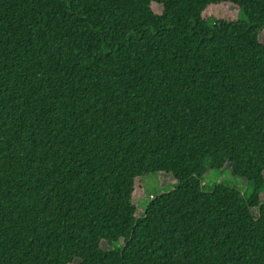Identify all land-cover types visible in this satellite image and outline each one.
I'll list each match as a JSON object with an SVG mask.
<instances>
[{"label": "trees", "instance_id": "obj_1", "mask_svg": "<svg viewBox=\"0 0 264 264\" xmlns=\"http://www.w3.org/2000/svg\"><path fill=\"white\" fill-rule=\"evenodd\" d=\"M262 32L264 0H0V264H264Z\"/></svg>", "mask_w": 264, "mask_h": 264}, {"label": "rangeland", "instance_id": "obj_2", "mask_svg": "<svg viewBox=\"0 0 264 264\" xmlns=\"http://www.w3.org/2000/svg\"><path fill=\"white\" fill-rule=\"evenodd\" d=\"M151 9L155 14H160L161 7L159 5L152 4ZM238 9L231 4H220L211 6L206 9L202 17L205 20L212 19H224L228 21H235L238 17ZM259 41L264 43V32L260 33ZM205 182H221L232 187H237L242 191L245 190L246 184L243 180L232 179L227 174H218L206 176ZM209 178V179H208ZM175 185V181L171 176L157 174L150 175L141 178L137 182L136 191L133 197V204L136 208V216H141L148 202L154 197V195L167 191L170 187ZM261 200L264 201V194L261 195ZM103 249H106L104 243L101 244Z\"/></svg>", "mask_w": 264, "mask_h": 264}]
</instances>
